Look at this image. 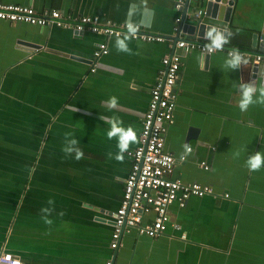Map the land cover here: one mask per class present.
Returning a JSON list of instances; mask_svg holds the SVG:
<instances>
[{"label": "crops", "instance_id": "0c3cea01", "mask_svg": "<svg viewBox=\"0 0 264 264\" xmlns=\"http://www.w3.org/2000/svg\"><path fill=\"white\" fill-rule=\"evenodd\" d=\"M0 1L38 12L93 15L103 25L140 22L143 32L164 39L142 42L87 31L77 36L56 26L0 21V131L6 134L0 138V256L10 253L22 264L109 259L114 264H264V165L258 171L245 166L250 155L264 156V105L239 108V84L251 81L253 55L264 49V0H235L229 43L208 55L207 63L206 54L174 47L178 36H185L173 35L174 0ZM199 9L202 0L189 1V15ZM125 37L130 52H118L116 41ZM102 43L108 53L94 61ZM173 48L182 57V70L174 124L165 140V150L177 159L172 177L210 186L214 195L193 197L183 208L171 206L163 236L123 233L117 250H111L115 213L131 168L126 152L139 145L150 90L162 58ZM233 48L244 52L248 63L226 69L225 50ZM259 67L257 88L264 85V66ZM111 97L117 98L115 108L108 105ZM114 117L137 136L122 162L116 159L117 138L107 137ZM66 133L78 142L83 158L62 151ZM45 207L54 208L51 225L42 220Z\"/></svg>", "mask_w": 264, "mask_h": 264}, {"label": "built area", "instance_id": "2783aa9c", "mask_svg": "<svg viewBox=\"0 0 264 264\" xmlns=\"http://www.w3.org/2000/svg\"><path fill=\"white\" fill-rule=\"evenodd\" d=\"M186 1L175 0L174 2V10L178 14L173 28L174 36L181 32L180 23ZM203 14L204 9H199L191 16L200 18ZM0 21L34 27L56 26L73 30L76 33L87 31L107 37L129 36L142 42H162L164 40L161 36L143 32L137 24H133L137 28L136 32L129 34L128 23L115 25L107 22L103 25L96 16L72 17L57 9H45L38 12L31 6L7 4L1 1ZM208 43H189L181 39L176 42V48L185 53L196 49L203 55L214 54L217 50L209 52L205 48V44ZM225 51L228 55L231 50ZM107 53L106 44H98L93 52L94 61H98ZM241 53L245 58L246 54ZM252 62L264 66V51L253 55ZM161 63L162 70L150 90V99L142 119L139 145L134 150L126 152L131 160V168L124 180L122 198L115 213L109 245L111 250H117L123 233L135 232L137 235L152 239L163 236L170 226L169 209L171 206L177 204L183 208L193 197L202 198L214 195L208 186L198 183H183L179 178L172 177L177 159L172 153L165 151V140L169 128L174 124V111L178 95L176 85L182 70V57L177 53L169 54L162 58ZM95 67L96 63H93L90 71L94 72ZM181 157L180 161H185L186 156L182 155ZM199 166L205 171L209 170V166L205 162H201ZM223 196L228 198L227 194ZM151 213L153 218L149 220ZM0 264H22V262L10 253H4L0 256ZM106 264H114L113 259H109Z\"/></svg>", "mask_w": 264, "mask_h": 264}, {"label": "clouds", "instance_id": "9594fccd", "mask_svg": "<svg viewBox=\"0 0 264 264\" xmlns=\"http://www.w3.org/2000/svg\"><path fill=\"white\" fill-rule=\"evenodd\" d=\"M129 15H131V12L129 13ZM136 30V26L129 22V34H134ZM204 38L206 40H210V43L205 44V48H207L209 52L213 50H222L224 45L229 43V39L216 28L206 30ZM127 39L128 37H125L124 39H118L116 41V48L118 52H130V49L128 48L126 43ZM242 63L247 64L248 61L244 58V55L240 52L238 48H233L231 51L228 52V58L224 62V67L226 69L235 70ZM239 89H242V91H240L241 99L239 101V108L242 112L247 111L249 106L254 104L264 105V85H261L259 88H257V86L251 82L240 83ZM108 105L110 108H115L117 106V98L111 97L108 101ZM110 123L111 127L110 130L107 132V137L109 140L117 138V147L119 148V153L116 155V159L117 161L122 162V153L127 151L129 145L131 143H135L137 140L136 132L131 125H129L127 128L123 127V122L118 118H112ZM70 135V133L65 134L67 146L64 147L62 151L67 154L75 152V158L79 160L83 158V152L76 147L78 142L75 139H67V137ZM184 148L186 152L191 151V149L187 145H185ZM237 155L239 154L237 153ZM181 158L183 159V157ZM262 165H264V156H262L259 151L253 155H250L245 162V166L250 171H258L262 167ZM48 204L54 205V201L52 199H49ZM53 210L54 208L52 207H45L41 209V212L44 214L42 216V220L47 225H51L53 223V221L48 218ZM60 215H63V213L61 212Z\"/></svg>", "mask_w": 264, "mask_h": 264}, {"label": "water", "instance_id": "95a60500", "mask_svg": "<svg viewBox=\"0 0 264 264\" xmlns=\"http://www.w3.org/2000/svg\"><path fill=\"white\" fill-rule=\"evenodd\" d=\"M189 1L190 0L186 1V5L184 8V12L182 14V19H181V23H180V31L185 34V36L183 38L185 39L186 42L196 43V44L197 43H208L210 40H206L204 37H205L206 30H209L211 28H216L218 31L222 32L227 38L229 37L228 24L230 23V20L232 17L233 6L235 4V0H202L204 2V14L200 18H194L193 16L188 14ZM174 2H175V0L173 1V4H174ZM22 6H27V5H22ZM63 14H65V13H63ZM176 14H177V12H176ZM89 16H93V15H89ZM176 18H178V14L175 15V18L173 20L174 26H175ZM127 23H129V22H127ZM139 23L133 22L131 24H137L143 29V26ZM74 34L77 36H80L83 33L74 32ZM252 38H253L252 47L255 48L256 47V41H257V35H253ZM260 39H261V45H263V47H264V16H263V20H262V29H261ZM179 40H181V37L178 36V38L174 42L175 43L174 47H176V42H178ZM194 50H196V49H194ZM263 51H264V49H262L261 52H263ZM173 53H174V48H173V51L171 52V54H173ZM205 58H206L205 63H207V58H209L208 55H205ZM260 71H261V69H260L259 65L254 64L252 67V74L250 76V79H251L250 82L253 83L254 85L256 83V79H257ZM263 73H264V68H263ZM179 81H180V79H179ZM179 81L177 82L176 87H178ZM189 148L191 149V147H189ZM180 157H179V159H180ZM209 169H210V167H209ZM207 171H209V170H207ZM180 180L183 183H186L182 179H180ZM192 183H197V182H192ZM208 187H210V186H208Z\"/></svg>", "mask_w": 264, "mask_h": 264}, {"label": "rangeland", "instance_id": "374dc122", "mask_svg": "<svg viewBox=\"0 0 264 264\" xmlns=\"http://www.w3.org/2000/svg\"><path fill=\"white\" fill-rule=\"evenodd\" d=\"M193 14V13H192ZM0 138L1 139H5L6 138V134H5V132L2 130V131H0ZM0 141H4V140H0ZM213 196V195H212Z\"/></svg>", "mask_w": 264, "mask_h": 264}, {"label": "bare ground", "instance_id": "6f19581e", "mask_svg": "<svg viewBox=\"0 0 264 264\" xmlns=\"http://www.w3.org/2000/svg\"><path fill=\"white\" fill-rule=\"evenodd\" d=\"M175 112V111H174ZM168 133V132H167ZM167 135V134H166ZM166 151V150H165ZM167 152V151H166Z\"/></svg>", "mask_w": 264, "mask_h": 264}]
</instances>
